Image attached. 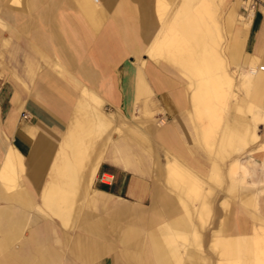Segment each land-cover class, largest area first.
<instances>
[{"label": "crops", "instance_id": "crops-1", "mask_svg": "<svg viewBox=\"0 0 264 264\" xmlns=\"http://www.w3.org/2000/svg\"><path fill=\"white\" fill-rule=\"evenodd\" d=\"M6 1L0 0V264H179L168 233L188 229L176 200L185 202L157 181L155 170L161 167L165 179L175 159L210 187L218 179L210 168L220 158L194 130L182 74L145 52L161 30L153 0H19V8L18 0ZM227 19L240 67L264 65V16L255 12L241 33ZM252 74L238 87L249 94L256 81L263 113L264 74ZM50 81L68 92L66 99L51 96ZM83 91L98 103L83 99ZM107 114L121 130L108 142L96 125ZM138 114L141 125L134 123ZM253 151L263 162L264 150ZM9 155L12 171L5 167ZM231 186L215 194L208 242L249 236L264 224V191L253 189V202L241 188V205L223 213Z\"/></svg>", "mask_w": 264, "mask_h": 264}, {"label": "rangeland", "instance_id": "rangeland-1", "mask_svg": "<svg viewBox=\"0 0 264 264\" xmlns=\"http://www.w3.org/2000/svg\"><path fill=\"white\" fill-rule=\"evenodd\" d=\"M198 1L199 2L195 4L196 0H153L152 10L158 22V28L162 22L161 20H164L165 18L167 20V26L165 29V41L162 40V42L153 49L152 56L149 57L156 58L157 56V58L163 60L165 59L179 70L182 74L181 78L184 82V88L188 97L189 109L187 110V113L191 118L194 130L197 133L203 148L209 153L215 152L219 158L222 156L225 157L222 160L218 159L216 161L218 170L217 173L213 172L216 171L215 169L211 171V176H218V179L213 180V178H211V182L209 184L210 187L206 184V177L201 180L192 172L190 173L187 168L183 167L195 177L194 179L196 181L198 180L197 182L201 186L199 191L200 195L198 194L194 196L193 194L191 195V193L188 194L187 192H182V194L179 192V195L185 202L186 209L181 205L178 199L176 200L177 206L180 208L181 212L185 214V217L189 219L190 225L186 230L178 231L170 229L168 233L170 236L168 245L169 247L175 249L180 260L179 264L183 262H191L195 264H264V243L262 242L261 244H256L252 234L242 237L216 235L213 237L211 242H208V234L215 227L212 222L211 208L217 191L221 190L226 183L232 185L224 197L225 200L223 205L225 206V209H222L223 213H225L227 208H231L234 205H241V201L239 200V192L241 188H244L242 189V198L253 202L256 197V195L252 192L253 189H255L256 193L264 191V159L263 162L257 161L258 159L255 157L256 153L253 151L254 147L256 152L258 149H260V151L264 150V110L262 113L260 109L262 99L259 101L257 96L258 94L255 92L258 87L256 81L254 82V91L249 94H247L242 87H238L239 80L242 76L243 82L253 80L256 76L249 72L247 65L240 67V58L236 55V50L239 44H229L227 42L230 34L227 33L225 29L224 20L225 17L228 18V0H206L205 3H203L202 0ZM235 2L236 0L231 2L230 10H236ZM206 8L208 9L206 10ZM187 12H191L197 20L196 27L190 35L184 34L176 25V22L181 18V16L183 14H187ZM237 14L240 15V17L243 16L240 14V11ZM211 15H213V19L218 23L219 30L212 26V22L209 17ZM240 17V21H236L234 27L235 31H238L239 33L245 32L246 30L243 29H247L250 24L249 21H244L243 23ZM225 48H229L227 52ZM205 51H209V53L205 54ZM193 53L197 56L199 54L200 56H204L202 57L204 58V65L200 72H193L192 70L198 63V61L193 57ZM219 58L222 59V66L217 65L215 62ZM258 65L262 64L258 62ZM188 71L189 74L187 73ZM223 71L228 73L232 78V86L229 91H224L222 95H217V92L214 93V91L217 90H211L210 93L213 95H209L210 111L207 113L201 106L195 105V102H192L191 98L195 95L194 91L196 93L198 81L201 79H211L212 76L219 78ZM50 82L49 90L52 94L50 95L62 100L66 99L65 96L61 95L62 93L64 94L66 90H64L59 83H53V81ZM261 86V89H264V83H261ZM240 92L242 93L240 99L244 103V113L248 114L247 117H242L243 107L237 103ZM81 94L82 98L85 100H94L96 103L99 101V97L92 92H82ZM263 94L264 92L262 93V97ZM69 95L71 94L69 93ZM197 111L200 112L199 116L197 115ZM193 114H195V116ZM255 115L257 119L256 125L254 122ZM104 117L105 118L102 119L101 122L96 120V125L97 128L101 130L105 140L108 142L113 131L121 132V130L120 128L114 126V120L111 118L110 114H107V116L104 115ZM138 118H140L142 122V119L138 114L137 119H134V123L141 125L142 123H139L140 120ZM241 119L245 120L246 126L241 122ZM259 122L260 124H258ZM227 127L231 131L230 133L224 135V131ZM224 137L225 139L221 140ZM261 141H263L262 144ZM249 147L250 149H248ZM227 150H229V152H227ZM233 156L236 157L234 161L244 164L249 173L248 176L243 175L240 170L237 171L239 174V176L236 177L237 180H233L231 178L228 164L229 160ZM173 161L176 160L173 159ZM168 164L166 166H168ZM161 172V167L160 171L155 170V178H157L159 183L164 185L165 189L169 190V193L172 196L174 195L173 192L175 189L177 191H181L183 189L184 184L178 180L176 181L179 182L177 184V188L170 186V184L165 181L164 176L161 175ZM256 179H262L260 184L256 181ZM220 219L221 217L219 218V221ZM258 223H261V221H258ZM259 227H264V224H260L257 228ZM225 238L239 243H237L235 247H228L226 249L227 253L219 254V251H217L218 247H216V245H218L219 240H224ZM189 250H191L192 253Z\"/></svg>", "mask_w": 264, "mask_h": 264}, {"label": "bare ground", "instance_id": "bare-ground-1", "mask_svg": "<svg viewBox=\"0 0 264 264\" xmlns=\"http://www.w3.org/2000/svg\"><path fill=\"white\" fill-rule=\"evenodd\" d=\"M8 1H10V0H7L6 1V3H8ZM16 1V0H15ZM15 1H11L12 3L11 4H13ZM19 1V0H18ZM21 1V0H20ZM19 1V3H17L16 2V7L18 6V4H20V3H22L23 4V1L22 2H20ZM203 1V3H205V1L206 0H202ZM237 1V0H236ZM10 3V2H9ZM89 3H92V2H88V5H90ZM21 4V5H22ZM240 4H241V0H240ZM87 5V6H88ZM99 5V4H98ZM97 5V6H98ZM6 6V5H5ZM9 7H10V4L8 5ZM23 6V5H22ZM22 6H21V9H23L22 8ZM86 6V7H87ZM90 7V6H89ZM11 8H13V7H11ZM17 8H19V7H17ZM17 8H15V9H17ZM91 8V7H90ZM157 9V8H156ZM208 8H206V10H207ZM18 10V9H17ZM211 14V13H210ZM213 15H211V16H209L210 17V19H211V22H212V26L214 27V28H216L217 30H219V25H218V23L213 19V17H212ZM228 21L230 22V25H232L231 24V22H233V23H235L236 21H240L239 20V17H240V15H238L237 14V12H236V10L235 9H231L229 12H228ZM239 16V17H238ZM241 18V21L244 23V21H249V22H251V20H252V12H248V14L247 15H243L242 17H240ZM162 22H161V30L159 31V33L156 35V38L152 41V43H151V45L149 46V47H146V49H145V52L148 54V56H152V51H153V49L156 47V46H158L161 42H162V40H163V37H164V22L166 21H164V20H161ZM99 22V21H98ZM166 23H167V21H166ZM196 24H197V20H196V17L194 16V15H192L191 14V12H187V14H183L182 16H181V18L176 22V25L178 26V28H179V30H181L184 34H192V32L194 31V29H195V27H196ZM198 26V25H197ZM231 29V28H230ZM227 31V30H226ZM196 32V31H195ZM229 33V32H228ZM167 34V33H166ZM219 34V33H218ZM198 36V35H197ZM197 38V37H196ZM209 40V39H208ZM210 40H211V38H210ZM165 41V40H164ZM212 42H213V40H212ZM226 49V52H227V50L229 49H227V48H225ZM203 52V51H202ZM141 53V52H140ZM206 53H209V51H205V54ZM160 54V53H159ZM189 54V53H188ZM194 54V58L198 61V63H197V66H195V67H193V72H200V70L203 68V65H204V62H203V60H204V58H202V57H204V56H200V54L197 56L195 53H193ZM158 55V54H157ZM202 55V54H201ZM204 55V54H203ZM136 57V56H135ZM186 57V56H185ZM138 58V57H137ZM156 58H157V56H156ZM191 58V57H190ZM165 60V59H164ZM216 60V59H215ZM166 61V60H165ZM186 61V60H185ZM207 61V60H206ZM216 64L217 65H221L222 66V59L221 58H219V59H217L216 61ZM181 64H182V62H181ZM181 64H179V65H181ZM254 64V62H252L251 64H250V66H249V71L252 73V71H257L258 73H261V74H264V71L263 72H261V71H259L258 70V66L259 65H257V67H256V69H255V65H253ZM264 66V65H263ZM183 67H184V65H183ZM61 69V68H60ZM185 69V68H184ZM213 72V71H212ZM188 74H189V71L187 72ZM196 75H197V73H196ZM201 76V75H200ZM250 76V75H249ZM185 77V76H184ZM197 77V76H196ZM200 78V77H199ZM206 78V77H205ZM252 79V78H251ZM187 80H189V79H187ZM197 80H198V78H197ZM190 81V80H189ZM249 81H250V83H251V80H248V82L247 81H244V83L243 84H249ZM197 82V81H196ZM247 82V83H246ZM49 83H51V82H49ZM189 85V84H188ZM187 85V86H188ZM191 85H192V83H191ZM195 85H196V83H195ZM194 85V86H195ZM232 86V84H231V77L228 75V73H226L225 71H223L222 72V75L218 78H216L215 76H212V78L211 79H201L200 81H198V83H197V89H196V93H195V91H194V97L193 98H191V101L193 102H195V105H199V106H201L202 108H203V110H205V112H207V113H209V111H210V106H209V95L210 94H212V93H210L211 92V90L213 91V90H217V91H214V93L215 92H217V95H222L223 93H224V91H226V90H230V87ZM56 87H59V86H56ZM192 87V86H191ZM196 87V86H195ZM215 88V89H214ZM59 89V88H58ZM62 89V88H61ZM57 90V89H56ZM60 90V89H59ZM85 91V90H84ZM83 91V92H84ZM57 93V92H56ZM62 93V92H61ZM62 95L63 96H65V97H67V93L66 92H64V94L62 93ZM213 95V94H212ZM93 97V96H92ZM211 97V96H210ZM98 99V98H97ZM212 99V98H211ZM94 101V100H93ZM113 101V100H112ZM77 102H78V108H77V110H76V112L78 113V115H77V118L76 119H80V118H82L83 119V115L81 114L82 113V99H79V100H77ZM98 102V101H97ZM84 106V105H83ZM198 106V107H199ZM195 107V106H194ZM200 108V107H199ZM85 112H87V111H85ZM100 114V113H99ZM189 114H190V111H189ZM199 114H200V112H198L197 111V115L199 116ZM194 116H195V114H193ZM202 115H203V113H202ZM210 115V114H209ZM99 119V121L101 122V120L103 119V117H101V118H98ZM191 119V118H190ZM77 120V122H79ZM90 120V119H89ZM256 115H255V117H254V122H255V125H256ZM87 121V120H86ZM106 121V120H105ZM244 121V124H245V126H246V122H245V120H243ZM242 121V122H243ZM85 122V121H84ZM104 123V122H103ZM104 124H106V123H104ZM75 125V124H74ZM86 125V124H85ZM100 125V124H99ZM102 125V124H101ZM104 126H106V125H104ZM113 126V125H112ZM253 126H254V124H253ZM75 127L77 128V126L75 125ZM76 128H72L71 130H70V132H68V133H70V136L72 137V138H76V133H77V129ZM83 129V128H82ZM67 130V129H66ZM104 130V129H103ZM88 131V130H87ZM230 129L227 127L226 129H225V131H224V135H226L227 133H230ZM229 137H230V135H229ZM228 137V138H229ZM70 138V137H69ZM225 139V137L223 138V139H221V140H224ZM229 140V139H228ZM71 141H73V140H71ZM65 142H66V140H65ZM74 142V141H73ZM222 142V141H221ZM67 143V142H66ZM72 143V142H71ZM62 144H63V142H62ZM229 144V143H228ZM77 145V144H76ZM222 146H223V144H222ZM242 146V145H241ZM67 148V147H66ZM65 148V149H66ZM68 149H70L69 147H68ZM68 149H66V150H68ZM222 149H223V147H222ZM72 150V149H71ZM69 151V150H68ZM67 153V152H66ZM74 153V152H73ZM227 153V152H226ZM71 155V157H72V154H70ZM69 155V156H70ZM71 157H69V159L71 158ZM225 156H222L220 159L222 160L223 158H224ZM68 159V153H67V160H69ZM13 160H12V157L9 155V157L7 158V160H6V163H5V167H8L9 169H10V171H12L13 170V162H12ZM19 161V160H18ZM77 161V160H76ZM173 161V160H172ZM63 162V161H62ZM68 162V161H67ZM67 162H66V165H67ZM70 162V161H69ZM63 164V163H62ZM76 165V164H75ZM59 167H60V165H59ZM58 167V169L60 170V168ZM63 168H65V167H63V166H61V169H63ZM87 168V167H86ZM264 168V167H263ZM87 169H89V168H87ZM216 170V171H213V170ZM6 170H8V169H6ZM187 169H185V168H183V166H181L179 163H177V161H173V162H169V164H168V166H166V168H165V181L167 182V183H169L170 184V186H173L174 188H177V184L179 183V182H176L177 180L178 181H181V183H183L184 184V186H183V189L181 190V191H179V192H187L188 194L189 193H191V195L193 194L194 196L195 195H198L199 194V191H200V189H201V186L198 184V180L196 181L194 178V176L192 175V174H190L189 173V171H186ZM217 170H218V168H217V166L214 164L213 165V167L211 168V171H213L214 173L216 172L217 173ZM242 171V174L243 175H246V176H248L249 175V173H248V171H247V169H246V167L244 166V164L243 163H241V162H238V161H235V162H233V164L231 165V167L229 168V174H230V176H231V178L234 180V179H236V177L237 176H239V174H238V172L237 171ZM4 171V170H3ZM160 171V170H159ZM264 171V170H263ZM1 172V171H0ZM6 172V171H5ZM8 172V171H7ZM58 173H59V171H58ZM58 173H57V175H58ZM2 174H3V172H2ZM70 174V173H69ZM5 175H6V173H5ZM64 174H61L60 176L58 175V177L59 178H61V176H63ZM65 175H66V173H65ZM218 175V174H217ZM9 176V175H8ZM86 176V175H85ZM84 176V177H85ZM160 176V175H159ZM66 178V177H65ZM82 178H83V176H82ZM160 178V177H159ZM230 178V179H231ZM62 179V178H61ZM60 179V180H61ZM84 179V178H83ZM239 179V178H238ZM64 180V179H63ZM237 180V179H236ZM235 180V181H236ZM6 181V180H5ZM232 181V180H231ZM234 181V182H235ZM239 182V181H238ZM241 182V181H240ZM243 182V181H242ZM6 183V182H5ZM5 183H3V184H5ZM235 184V183H234ZM180 186V185H179ZM180 187H182V186H180ZM246 187V186H245ZM244 189V188H243ZM249 189V188H248ZM255 190V189H254ZM231 191V190H230ZM229 191V192H230ZM246 191V190H245ZM252 191V190H251ZM183 194V193H182ZM200 195V194H199ZM180 197V196H179ZM255 197V196H254ZM198 198H199V196H198ZM256 198V197H255ZM203 203V202H202ZM182 204V203H181ZM184 204V203H183ZM182 204V206L183 207H185V205H183ZM186 209V208H185ZM77 212V211H76ZM203 224V223H202ZM254 237H253V239L255 240V242H256V244H261L262 242L264 243V229L263 228H260L259 227V229L258 230H254V232H253V234H252ZM226 239V238H225ZM219 240L218 241V245H216V247H218V250L217 251H219V254L220 253H222V254H225V253H227L226 252V249L228 248V247H235L236 245H237V243H239V242H234V241H232V240H229V239H226V240ZM215 240V239H214ZM239 240V239H238ZM246 240V239H245ZM240 241V240H239ZM213 244V243H212ZM214 245V244H213ZM212 245V246H213ZM211 246V247H212ZM214 247H215V245H214ZM219 248H221V249H219ZM241 248V247H240ZM211 249V248H210ZM215 250V249H214ZM212 251V250H211ZM235 251V250H234ZM214 253V252H213ZM150 257V256H149ZM192 260H193V258H192ZM221 260V259H220ZM152 261V260H151ZM222 262V261H221ZM149 264V263H148Z\"/></svg>", "mask_w": 264, "mask_h": 264}, {"label": "built area", "instance_id": "built-area-1", "mask_svg": "<svg viewBox=\"0 0 264 264\" xmlns=\"http://www.w3.org/2000/svg\"><path fill=\"white\" fill-rule=\"evenodd\" d=\"M259 12L264 16V0H241L240 4V14L247 15L248 12H252V17L255 12ZM259 71H264V66H258ZM24 118L27 117L25 113L22 115ZM104 178H107L104 176Z\"/></svg>", "mask_w": 264, "mask_h": 264}]
</instances>
